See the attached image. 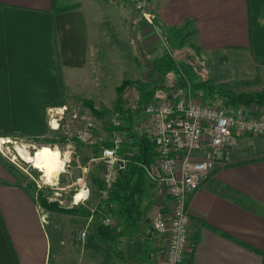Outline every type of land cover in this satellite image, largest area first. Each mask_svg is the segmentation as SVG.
I'll return each instance as SVG.
<instances>
[{
	"label": "crops",
	"instance_id": "crops-1",
	"mask_svg": "<svg viewBox=\"0 0 264 264\" xmlns=\"http://www.w3.org/2000/svg\"><path fill=\"white\" fill-rule=\"evenodd\" d=\"M146 3L156 13V30L129 0H0V132L44 137L57 132L49 126L50 108L72 99L115 104L116 26L135 51L154 30L181 39L191 32L198 50L186 47L211 65L212 78L226 82L223 78L232 74L227 70L246 68V76L255 70L248 79L258 74L264 83V0ZM134 59L136 67L147 69L145 61ZM131 89L128 105L140 100L139 91ZM234 112L264 117V106ZM142 119L137 129L148 132ZM111 141L84 144L79 180L90 184L89 199L74 206L77 213L43 207L46 221L36 194L18 183L17 169L0 161V264H164L166 237L154 230L153 218L172 206L167 185L154 162L147 170L144 218L127 220L118 216L117 206L116 214L106 209L100 197L101 154ZM223 156L213 175L188 197L193 250L183 264H264V134L242 137ZM236 162L243 163L230 166ZM109 212L115 226L104 235L99 227Z\"/></svg>",
	"mask_w": 264,
	"mask_h": 264
},
{
	"label": "built area",
	"instance_id": "built-area-1",
	"mask_svg": "<svg viewBox=\"0 0 264 264\" xmlns=\"http://www.w3.org/2000/svg\"><path fill=\"white\" fill-rule=\"evenodd\" d=\"M131 2L134 10L143 16L149 27L155 29L156 13L147 6L146 0ZM65 110H68L66 105L57 109L50 108L49 126L53 130L61 131L69 126L63 124ZM145 112L149 116V132L156 145L155 164L172 200L169 210L155 214L153 228L166 237L164 264H183L187 254L193 250L190 240L192 219L187 209L189 195L213 175L224 160L226 148L238 147L244 136L264 134V117L233 113L220 102L202 99L191 87L177 97L149 103ZM112 120L113 145L103 148L101 155L104 167L100 197L104 200L106 209H109L107 199L114 174L124 167L126 161L120 154L124 142L119 130L122 125L120 114L116 112ZM79 137L83 138L82 135ZM84 185L74 193L72 204L67 207H73L89 198L90 188ZM81 192L83 196L77 200L76 196ZM37 204L42 219L46 221L44 208L39 200ZM60 204L66 206L63 200ZM103 225L110 229L115 226L111 212L104 217ZM81 235L85 237L86 231Z\"/></svg>",
	"mask_w": 264,
	"mask_h": 264
},
{
	"label": "rangeland",
	"instance_id": "rangeland-1",
	"mask_svg": "<svg viewBox=\"0 0 264 264\" xmlns=\"http://www.w3.org/2000/svg\"><path fill=\"white\" fill-rule=\"evenodd\" d=\"M129 1L131 2V0ZM119 13L120 12L116 7V22L118 21ZM157 28L159 27L157 26ZM118 31L121 32L118 33ZM161 32L163 33V31ZM153 33L155 35L151 34L145 38L143 37L142 42L137 44L138 51H135L134 45H128V39L124 36L125 31L119 30L116 26V40H119L118 45H116V50L118 51H116L115 81L117 86H119L125 79L133 80L131 78H139L143 75L146 76L145 71H143L142 68L140 69L139 67H136L134 55L139 57L142 61H148L155 55H161L164 52L162 48L170 49V53L174 54L175 58L177 59L189 63L191 62L197 71V75H195V77L197 76L199 79H207L212 77L213 68L211 67V65H209V63L208 66H206L207 62L201 57L197 56L196 53L190 49V42L185 43V45L182 46L180 45V41L182 40L180 36L176 38L173 33L167 32V34H160L155 30ZM174 38L176 39L174 40ZM158 44L160 45L158 46ZM161 44L163 45V47L161 46ZM184 47L189 49H186ZM144 50L147 53H145ZM232 70H227L226 74H229V71L232 74L229 77H225L223 79L228 83L229 87L235 90V92H253L255 90L259 91L261 89H264V83H262L261 79L257 83L251 85H243L241 82L242 80H252L248 79L249 77L247 76H254L255 70L249 69L252 75L248 73L247 76L244 74V72L247 70L246 68ZM223 74H225V70L222 69L217 74L218 78H222ZM169 81L170 83L174 81L173 74L170 75ZM134 93V89H129L128 98L130 99V97ZM159 94L161 96L163 95L162 92H160ZM156 101H159V99L153 100L152 102ZM132 103L134 105H129L130 107L137 106V103ZM92 104L95 108L96 106L98 107L96 109L97 111H103L104 113H93L90 107L84 105L83 101L79 99H72L69 100L67 104H63V106L66 105L68 108V110H65L63 124H68L69 126H65L61 131H51L44 137L25 136L16 138L13 136H7V138L0 136V156L4 159L5 162H7V164L13 165L17 169L19 175L22 176L25 185L30 186L33 183L36 184L38 189L41 188L39 190L42 191L44 196H46L50 201H58L59 203H61V200H63L66 206H70L73 201L74 193H76L78 189H80L84 184V180H79V177L82 176L83 172L81 166L86 163L85 156L81 154L83 152V148L85 147L84 144H92L94 142L100 143L102 142V140L112 139L110 129L111 125L114 128V123L112 119L114 115H116V112L114 111V101L103 100L101 102H93ZM59 107L62 106H56L53 108L57 109ZM230 111L233 112V110ZM49 113H51L50 109L47 112L48 121L50 120ZM144 115L142 119L143 126L144 128L149 129V116L147 113ZM79 135H82L83 138L79 137ZM4 139H7L8 141L3 142ZM18 146H23L25 149L30 151L32 155H35L36 157L39 154L40 159H45L46 157H53L54 151L59 150L61 156L66 158V162L64 164V171H62L59 176H57L53 180V182H51V184H48L44 179V172L41 171V167L34 165V163L26 162L17 155L16 148ZM12 160H14L15 162H13ZM89 172L91 174V171ZM89 172L85 173L84 175L86 182H90L89 180L91 178V175L89 176ZM87 184L90 187V184ZM39 185L41 187H39ZM33 188L34 187L32 186L31 190H33ZM37 196L38 195L36 194V198H39ZM79 204H74V206Z\"/></svg>",
	"mask_w": 264,
	"mask_h": 264
},
{
	"label": "trees",
	"instance_id": "trees-1",
	"mask_svg": "<svg viewBox=\"0 0 264 264\" xmlns=\"http://www.w3.org/2000/svg\"><path fill=\"white\" fill-rule=\"evenodd\" d=\"M173 35L177 37V34L173 33ZM191 40L192 33L187 32L180 41V45L184 46L185 43L190 42V46L197 51L198 47ZM163 50L164 52L162 51L161 55H155L150 60L143 62L147 67L145 69L146 76L136 80L125 79L116 87L117 98L115 100L114 111L119 113L122 119V125L119 127V130L124 137V142L120 149V154L126 161L124 167L121 168L122 172H119V168L114 174L113 185L109 191L107 204L110 210H114L115 214L117 206L118 216L127 220L138 221L140 218H144L149 205L148 203L145 204L147 170L152 169L157 151L155 140L151 136L152 134H149V131L147 132L144 129L140 130V132L137 129L141 124L139 119L143 117L147 104L153 100L177 97L186 91L188 87H191L193 92L201 94L200 97L202 99L220 102L229 110H233V112L240 108L247 109L255 105L264 106V90L237 93L233 88L229 87L227 82H218L212 77L199 79L197 76L195 77L197 71L193 64L175 58L168 49ZM138 61L142 62L140 58ZM171 74L174 75L172 83L169 81ZM259 80L260 78L257 74L254 79L243 81L242 84L251 85L257 83ZM131 88H136L140 93V100L136 104L137 106L133 107L128 105L130 101L127 96V92ZM160 92L163 93L162 96L159 94ZM83 103L90 107L91 111L95 114L104 113L103 111H97L91 100H84ZM111 128L113 131L112 125ZM10 135L16 138L23 137L22 134L0 132V136L3 137ZM106 145L110 147L113 143L111 141ZM0 161L9 167L1 156ZM240 163L236 162L230 164V166ZM15 177L18 183L23 182L22 176L17 175ZM32 186L34 187L32 190L33 196L37 194V197H39L37 199L46 209L66 213H77L79 211L74 206L64 207L58 201H50L34 183L26 187L28 190H31ZM100 186L101 188L103 187L102 181L100 182ZM99 230L104 235H108L111 229L103 225L99 227Z\"/></svg>",
	"mask_w": 264,
	"mask_h": 264
},
{
	"label": "bare ground",
	"instance_id": "bare-ground-1",
	"mask_svg": "<svg viewBox=\"0 0 264 264\" xmlns=\"http://www.w3.org/2000/svg\"><path fill=\"white\" fill-rule=\"evenodd\" d=\"M8 141L7 139H4L3 142ZM17 155L29 163H34V165L41 167V171L44 172V179L46 182L51 184L53 180L59 176V174L64 171V164L66 162V158L61 156V153L59 150L54 151L53 157H46L45 159H40V155L36 157L35 155H32L30 151L25 149L23 146H18L16 148ZM83 196V193H79L76 196L77 200H80Z\"/></svg>",
	"mask_w": 264,
	"mask_h": 264
},
{
	"label": "water",
	"instance_id": "water-1",
	"mask_svg": "<svg viewBox=\"0 0 264 264\" xmlns=\"http://www.w3.org/2000/svg\"><path fill=\"white\" fill-rule=\"evenodd\" d=\"M119 172L121 173V172H122V170L120 169V170H119Z\"/></svg>",
	"mask_w": 264,
	"mask_h": 264
}]
</instances>
